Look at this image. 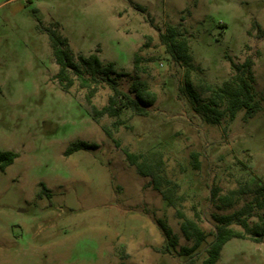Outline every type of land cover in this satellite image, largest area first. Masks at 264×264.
<instances>
[{
  "label": "rangeland",
  "instance_id": "obj_1",
  "mask_svg": "<svg viewBox=\"0 0 264 264\" xmlns=\"http://www.w3.org/2000/svg\"><path fill=\"white\" fill-rule=\"evenodd\" d=\"M55 25L76 56L97 54L126 72L115 78L123 92L135 79L147 81L158 96L147 115L127 110L97 124L86 111V90L76 83L63 92L40 31ZM170 28L189 44L197 101L186 68L161 42ZM136 54L143 71L135 69ZM247 59L262 111L251 120L241 111L235 120L208 123L200 107L235 75L232 65ZM112 94L100 85L93 105L103 108ZM76 141L99 147L65 157ZM0 150L18 155L0 169V264H202L216 234L213 215L234 213L264 186V0H0ZM123 150L161 156L180 209L190 219L197 213L207 234L198 250L185 254L193 242L176 210ZM239 189L246 194L233 208L211 199L214 190ZM159 221L178 237L175 249ZM217 264H264V240L228 242Z\"/></svg>",
  "mask_w": 264,
  "mask_h": 264
},
{
  "label": "trees",
  "instance_id": "obj_2",
  "mask_svg": "<svg viewBox=\"0 0 264 264\" xmlns=\"http://www.w3.org/2000/svg\"><path fill=\"white\" fill-rule=\"evenodd\" d=\"M40 31L47 35L53 58L58 66V73L54 76V81L65 93H69L76 83L80 89L87 91L86 111L95 123L100 124L104 117L120 118L127 110L137 116H146L147 108L154 106L157 102L158 96L151 90L147 81L135 79L131 85V91L125 93L119 89L118 81L115 78L127 77L126 72L118 71L113 63L104 64L97 54L76 56L70 47L68 38L61 34L58 25L42 27ZM161 42L166 47L167 53L186 68V88L193 101H197L198 97L194 93L191 80V73L195 67L187 40L182 38L178 30L170 28L167 34L161 36ZM134 66L137 71H143L138 54L135 55ZM253 66L254 62L251 59H247L241 65H232L235 75L217 89L206 104L200 107L208 123L217 124L226 115L231 120H235L241 111H246L245 119L251 120L262 111L256 101ZM102 84L110 86L113 94L110 96L108 104L100 109L94 106L92 101ZM121 124L118 121L113 127L117 128ZM103 131L109 139L114 141L111 130L103 127ZM98 147L96 143L76 141L68 147L64 155L69 157L78 151L96 150ZM123 153L127 162L136 169L139 176L152 178L154 190L160 192L167 204L176 210V217L181 221V231L185 239L193 242L191 248L183 249L185 254L188 255L198 250L206 241L207 234L199 225L200 217L197 213L195 219H190L180 209L181 198L176 196L175 185L172 186L163 174L164 162L161 156L158 154H133L127 150H123ZM17 158L18 155L15 152L0 150V169L5 171L14 164ZM41 187L42 193L46 194L45 184L42 183ZM218 192V190H214L211 196L212 201L227 209L237 205L241 197L246 194L244 189L234 190L221 196L218 195ZM251 193H254L253 201L246 203L241 209L230 215H213L216 234L206 250L207 257L202 264H217L221 259L225 245L234 239L250 241L255 244L263 242L264 186L256 185ZM47 196L50 198L49 193ZM257 212L262 213L259 216V221L250 225L249 219ZM158 224L168 249H175L178 245V237L163 221H159ZM233 226H238L241 230H236Z\"/></svg>",
  "mask_w": 264,
  "mask_h": 264
}]
</instances>
